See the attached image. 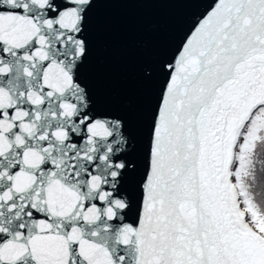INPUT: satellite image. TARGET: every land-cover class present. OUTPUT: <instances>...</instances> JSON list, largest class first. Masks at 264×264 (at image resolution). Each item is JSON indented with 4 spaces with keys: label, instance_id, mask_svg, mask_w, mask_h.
<instances>
[{
    "label": "snow or ice",
    "instance_id": "obj_1",
    "mask_svg": "<svg viewBox=\"0 0 264 264\" xmlns=\"http://www.w3.org/2000/svg\"><path fill=\"white\" fill-rule=\"evenodd\" d=\"M111 0H0V264H264V0H193L138 105L101 99Z\"/></svg>",
    "mask_w": 264,
    "mask_h": 264
},
{
    "label": "water",
    "instance_id": "obj_2",
    "mask_svg": "<svg viewBox=\"0 0 264 264\" xmlns=\"http://www.w3.org/2000/svg\"><path fill=\"white\" fill-rule=\"evenodd\" d=\"M193 0H111L96 12L90 78L101 99L135 106L146 97L142 67L170 53L200 11Z\"/></svg>",
    "mask_w": 264,
    "mask_h": 264
}]
</instances>
